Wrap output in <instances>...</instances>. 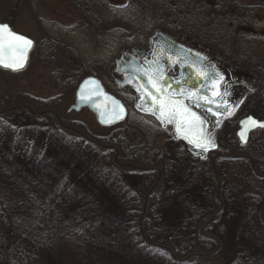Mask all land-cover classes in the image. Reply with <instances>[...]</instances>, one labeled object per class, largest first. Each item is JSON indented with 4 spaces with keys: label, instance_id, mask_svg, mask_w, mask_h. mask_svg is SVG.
I'll list each match as a JSON object with an SVG mask.
<instances>
[{
    "label": "rangeland",
    "instance_id": "rangeland-1",
    "mask_svg": "<svg viewBox=\"0 0 264 264\" xmlns=\"http://www.w3.org/2000/svg\"><path fill=\"white\" fill-rule=\"evenodd\" d=\"M86 1L80 19L73 0H0V18L16 5L15 29L36 44L23 72L0 71L3 109L26 106L0 118V264H264V183L247 162L264 164V133L247 149L234 137L236 119L264 115L248 67L264 60V11L248 1ZM156 32L253 88L234 90L235 115L214 131L217 148L205 158L137 112L133 93L114 82L119 52L147 47ZM88 76L123 101L124 122L103 128L87 109L67 111ZM33 99L51 116H30ZM113 133L146 149L151 158L140 161L153 160L151 169L118 166L107 150L116 147L104 144Z\"/></svg>",
    "mask_w": 264,
    "mask_h": 264
},
{
    "label": "water",
    "instance_id": "water-1",
    "mask_svg": "<svg viewBox=\"0 0 264 264\" xmlns=\"http://www.w3.org/2000/svg\"><path fill=\"white\" fill-rule=\"evenodd\" d=\"M12 13L7 19V21H0V24H7L10 30L13 31L14 33L18 35H22L27 39H30L32 41V46L27 51V58L25 60L24 67L22 69H20L19 71H13L11 69L4 68L2 65H0V69L9 73H19L25 70V68L28 65L29 57L34 47V41L31 37L15 30L13 23L14 17ZM150 47L152 52L151 53L152 61L150 64H148L147 67L148 69L150 65L155 67V62L156 61L159 62L160 68L163 69L164 71L166 77L164 83L166 86H168L169 92H175L177 90L182 89L186 91H195L198 94H200V91L204 88L206 84L213 83L212 79L209 80L201 79L197 75L196 69H201L202 71L207 72L210 77H214L215 79L217 78L215 74L219 72L217 71L215 63L213 61H210L204 56L199 55L197 52H194L182 46L181 44L176 43L173 38L167 35H164L160 32L154 33L150 38ZM130 51L131 53H129V51L119 52L115 60L116 62L115 71L118 75L123 76V82L121 84L129 85L137 95L136 110L140 113L152 115L153 117H155L161 124L162 128H166L170 126L172 128L173 137H176L184 141V143L190 148V150H192L197 155L203 157L205 151H202L201 149L194 147L192 144H189L188 141L183 138L185 132H181L180 134H178L176 132L175 124H169L166 121L162 122L161 119L158 118L159 112L156 111L158 105L154 104L153 100L151 99V96L145 95L142 97L143 91L151 93L152 96H156L157 93L155 89H153L151 85L148 83L147 77L143 75V71H144L143 67L139 66V64H137L133 60V54L138 57H141L144 50L141 47H134ZM7 55L8 53L5 52V56ZM169 57H171V60H169ZM172 61H176V63H172ZM193 61H195L196 64L193 63ZM167 67L177 68L178 70L177 80L181 81L179 85L176 83V81L172 80L171 77L166 75L165 69ZM140 85H144L145 87L144 89L138 91ZM82 95L85 97L84 99L81 98ZM164 95L167 94L165 93ZM177 99H183L184 104L192 112H195L196 115H198L204 121V124L202 126L203 130L205 134H210L212 138V135L208 130V126L205 119L196 110L192 109L189 105H187L186 101L192 102L194 99H185L183 97H177ZM221 104L222 101L220 100L217 103V105L220 106L219 107L217 106V108L214 107L213 104L203 106V108L207 110L211 108V112L217 113L216 116H221V115L223 116L227 114V112L229 111L226 106L224 105L221 106ZM84 108L88 109L93 114L96 123L101 127L107 128V127L115 126L123 122L127 117V109L125 108L123 103L118 98L108 93L99 79L92 76L84 78L77 86L74 94V102L73 105L69 108V111L79 112L81 109ZM121 109H123L122 112L120 111ZM117 115H119L120 118H116ZM249 119L256 120L257 125L253 126L251 124L246 123L247 121H249ZM108 120H111L112 122L110 123L102 122ZM259 124H264V121H261L253 117L252 115H247L239 120V130L237 134L242 144L247 143L249 134L251 132L259 129L261 130L264 129V127H259ZM242 132L245 135L244 139L241 138ZM186 134L189 136H194L195 129L188 131ZM214 148H209L208 151H211ZM107 149L112 150L113 148L107 147ZM122 165L126 167H133L130 164H121V166Z\"/></svg>",
    "mask_w": 264,
    "mask_h": 264
},
{
    "label": "snow or ice",
    "instance_id": "snow-or-ice-1",
    "mask_svg": "<svg viewBox=\"0 0 264 264\" xmlns=\"http://www.w3.org/2000/svg\"><path fill=\"white\" fill-rule=\"evenodd\" d=\"M31 46L32 41L30 39L14 33L10 30L7 24H0V65L4 68L11 69L13 71H19L22 69L27 58V51L31 48ZM5 52L8 53L7 56H5ZM169 60H171V57H169ZM172 63H176V61H172ZM196 72L203 80L212 79L213 87L217 89V91L213 92V95L220 97L222 101L223 95L219 92V83L223 81V76L216 73L215 76L219 77V79L216 80L214 77H210L207 72H204L201 69H196ZM143 75L147 77L148 83L153 89H155L157 95L152 96L151 93L143 91L142 97L145 95L151 96L154 104L158 105V108L156 109V111L159 112L158 118H160L162 122L166 121L169 124H175L176 132L178 134L185 132L183 138L194 147L205 152L208 151L209 148H214L215 144L210 134H205L203 130L202 126L204 121L184 104L183 99H177V97H183L185 99L194 98L195 103L198 106L201 100L209 105L215 103V101L207 95H199L195 91H186L181 89L175 92H169L168 86L164 83L166 80L164 71L160 68L158 61L155 62V67L150 65L149 69L144 70ZM176 83L179 85L181 81L177 80ZM144 87V85H140L138 91L144 89ZM165 93L167 95H164ZM81 98L84 99L85 97L82 95ZM217 106L219 107L220 105ZM120 111L122 112L123 109ZM208 111H211V108H209ZM228 111L229 114H231L230 110ZM212 114L217 115L215 112ZM116 118H120L119 115H117ZM102 122L110 123L112 121L108 120ZM246 123L253 126L257 125V121L253 119H249ZM259 127H264V124H259ZM193 129H195L194 136L186 134L188 131ZM241 138H245L243 132L241 133Z\"/></svg>",
    "mask_w": 264,
    "mask_h": 264
},
{
    "label": "flooded vegetation",
    "instance_id": "flooded-vegetation-1",
    "mask_svg": "<svg viewBox=\"0 0 264 264\" xmlns=\"http://www.w3.org/2000/svg\"><path fill=\"white\" fill-rule=\"evenodd\" d=\"M226 1V0H224ZM230 2L229 6L230 7H235V8H242V2L243 1H248L249 4L248 6H250V8H252L253 10H258V11H264V0H227ZM238 6V7H237ZM13 12V13H12ZM16 12H17V6H12L11 9H10V14L7 16V17H2L0 18V21H7V19L9 18V16L13 15L14 17V21L13 23L15 22V16H16ZM29 36V35H28ZM30 37V36H29ZM32 38V37H31ZM33 39V38H32ZM34 41V39H33ZM176 43L178 44H181L182 46L194 51V52H197L199 55H202L204 56L205 58L209 59L211 61L210 58H208V56L203 53L202 51H200L199 49H196L190 45H188L187 43H183L181 41H176ZM35 41H34V47H33V50L31 52V54L33 53L34 51V48H35ZM142 48V47H141ZM144 50V52L142 53V56L141 57H138L136 55L133 54V60L139 64V66L143 67L144 70H147L148 69V64L151 63V47H150V41H149V44L147 47L145 48H142ZM129 53H131V51H129ZM31 54H30V57H29V62H30V59H31ZM28 62V64H29ZM193 63H195V61H193ZM215 63V62H214ZM196 64V63H195ZM28 66V65H27ZM215 66L217 68V71L220 73L221 76H223V81L219 83V92L223 95V100H222V105L226 106L228 108V110H230L231 114H229V112H227V114L225 115H221V116H216V115H213L211 111H208L207 109H204L203 106H207L209 104L205 103L203 100L200 101V104L199 106L195 103V100H193L192 102L190 101H186L187 102V105H189L192 109L196 110L206 121L207 123V126H208V130L209 132L211 133L212 135V138H213V141L214 143L216 142L215 141V136H214V131L216 129H218L219 126L222 125V122H225L226 120L230 119L231 117H233V115H235V112H236V108H237V104L239 102L240 99H238V95H239V92L238 91H235L234 90H247L248 93H252L253 91V88L250 87L249 85V82H248V78L243 76L241 78L239 77H236L233 75V73H229L227 72L224 68H219L218 65L215 63ZM27 68V67H26ZM25 68V69H26ZM115 68H116V62H115ZM203 69V68H202ZM205 69V68H204ZM1 72H5L3 70L0 69ZM24 71V70H23ZM22 71V72H23ZM114 72L116 73L115 69H114ZM7 74H13V73H9V72H5ZM21 72L19 73H14V74H20ZM165 73L167 76L171 77L172 80L174 81H177V74H178V70L176 67L174 68H171V67H167L165 69ZM92 77H95V76H92ZM118 77L120 78V80H115V84L121 88V89H124V91L126 92H132L133 93V99L136 103L137 101V95L135 94V92L132 90V88L129 86V85H122L121 83L123 82V76H120L118 75ZM97 78V77H96ZM219 77L216 78V80H218ZM101 81V80H100ZM102 83V81H101ZM103 84V83H102ZM258 89L259 87L256 88V97L258 96L257 95V92H258ZM107 91V90H106ZM217 91L216 88L213 87V83H210V84H206L204 86V88L200 91V94L199 95H207L209 98L213 99L215 101V103H213V106L217 108V103L221 100L220 97L218 96H214L213 95V92ZM108 93L112 94L111 92L107 91ZM226 93V94H225ZM241 93V92H240ZM113 96H115L114 94H112ZM118 98V97H117ZM119 99V98H118ZM194 99V98H193ZM38 99H33V101H36ZM41 100V99H40ZM121 100V99H120ZM5 99H4V95H2V93H0V118H2L3 116H5V114L7 112H11V111H14V110H24L26 108L25 105L23 104H18V105H15V106H9V108H4L3 109V106H4V102ZM43 101V100H42ZM122 101V100H121ZM123 102V101H122ZM29 107V106H28ZM199 107V108H197ZM127 108V107H126ZM136 109V107H135ZM83 110V109H81ZM80 110V111H81ZM128 110V109H127ZM27 112L30 116L32 117H47L48 115L51 116V111L50 110H47V109H44V110H40L38 112H34L33 109L31 107L27 108ZM53 118L58 121L61 125H63L62 121H61V117L58 116L55 112H53L52 114ZM246 116V115H245ZM253 116V115H252ZM244 117V116H243ZM243 117H240L238 119H236L234 121L235 125L234 127H236L235 131H234V137H235V140L239 146V148L241 149H247L246 147L248 146L249 144V141H250V138L256 134V133H264V129H259V130H255L253 132H251L249 134V138L247 140V143L246 144H242L237 132L239 130V120ZM255 117V116H253ZM261 121H264V115L263 117H255ZM64 126L66 127V125L64 124ZM171 139H177V140H180L176 137H173L172 136V132H171ZM182 141V140H180ZM183 142V141H182ZM184 143V142H183ZM185 144V143H184ZM96 145V144H94ZM186 145V144H185ZM187 149L189 150V152H191L193 155H196L200 158H205V155H208L210 154L212 151H215L216 148H217V144L215 143V148L211 151H206L204 156L201 157L200 155H197L196 153H194L192 150H190V148L186 145ZM108 150V149H107ZM113 150V149H112ZM112 150H108V151H112ZM243 151H246V150H243ZM118 153V152H117ZM117 154L116 156L114 157V161L115 163L119 166L121 165V163H118L117 162ZM244 158V157H243ZM248 160V159H247ZM248 165L251 167L252 169V172H253V175L256 176V181H259V183H264V164L262 163V167L258 166L257 164H253L252 161L248 160ZM257 166V167H256ZM254 167L257 168V171L259 172H255L254 171ZM141 168H144L146 170H150L151 168L150 167H141Z\"/></svg>",
    "mask_w": 264,
    "mask_h": 264
},
{
    "label": "trees",
    "instance_id": "trees-1",
    "mask_svg": "<svg viewBox=\"0 0 264 264\" xmlns=\"http://www.w3.org/2000/svg\"><path fill=\"white\" fill-rule=\"evenodd\" d=\"M73 1H75L74 6L76 8V11L77 12L79 11L80 19H82L84 16L83 15V7L81 9V7L78 4V1H80L82 4L83 0H73ZM85 1L86 0H84V2ZM137 1L139 2V0H137ZM132 2H134V0H131V3ZM225 2L228 3L227 0ZM82 6L88 8L90 11H93V8L88 7L89 4L87 3V1ZM100 11H101V9H100ZM100 11H99V13H100ZM85 14H86V12H85ZM84 22H85V24L89 23V19L85 17ZM248 67L250 70H253L255 73H257V76H259L260 87L258 89V97L264 103V60L263 59H261V60L256 59L253 61V63H250V65H248ZM57 100H58V98H57ZM6 102H8V101H6ZM47 104L48 103H46L45 101L38 99V100L34 101L33 111L38 112L40 110H44L47 108ZM54 105L56 106L57 104L55 103ZM104 141H106L104 144L113 145L116 147V149L118 151V162L136 164V165H140L143 167H149L155 163V162H153V160L150 163L149 162L146 163L145 161L141 162L140 158H144V157L151 158L150 153L146 149H143L141 147L131 149V147L128 145V143H126L124 141V139L116 133L111 134V138L108 140H104ZM155 158H157V156ZM53 201H54V199H53ZM53 201H51L50 203H52ZM24 245H26V244H24ZM156 250H157V248H155L154 251H156ZM209 255L211 257V258L209 257V259H212L213 255H211V254H209ZM213 261H215L214 258H213ZM175 262H180V261L177 260Z\"/></svg>",
    "mask_w": 264,
    "mask_h": 264
}]
</instances>
